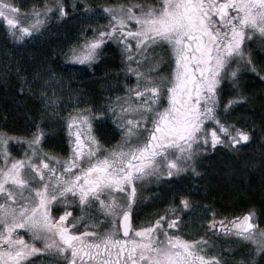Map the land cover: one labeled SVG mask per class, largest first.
I'll return each mask as SVG.
<instances>
[{
    "label": "snow or ice",
    "instance_id": "6c2138e0",
    "mask_svg": "<svg viewBox=\"0 0 264 264\" xmlns=\"http://www.w3.org/2000/svg\"><path fill=\"white\" fill-rule=\"evenodd\" d=\"M69 21L75 34L50 39ZM0 26L19 45L0 60V82L24 124L0 128V264H264V202L229 220L194 200L196 180L221 168L264 176V87L243 83L255 74L264 86V0H36L23 13L0 0ZM110 44L114 82L76 83ZM100 127L119 139L109 145ZM58 129L67 155L55 151ZM153 182L173 195L136 224ZM189 227L203 233L185 238Z\"/></svg>",
    "mask_w": 264,
    "mask_h": 264
},
{
    "label": "rangeland",
    "instance_id": "374dc122",
    "mask_svg": "<svg viewBox=\"0 0 264 264\" xmlns=\"http://www.w3.org/2000/svg\"><path fill=\"white\" fill-rule=\"evenodd\" d=\"M16 2L21 5V12L23 13L25 10L30 9L31 6L33 5L34 2H36V0H16ZM40 2H44V0H40ZM48 3H51L52 0H47ZM91 2L93 4H102L107 2V0H91ZM57 21L55 20V18H53V20L51 21V24L53 25L51 31L53 33L57 32ZM77 22L75 21H69L68 24L64 25L63 27L59 28V35L58 36H52L50 37V39L52 40H57L58 38H63V36L60 35H64V34H75L76 32V27L74 25H76ZM9 41L10 38L7 37L6 32L4 30V28L2 26H0V60H2L3 55L6 52H10V46H9ZM12 42V41H11ZM38 43V41H30L29 44H36ZM5 44V47H4ZM18 46V45H17ZM104 62L100 63L98 65V69L96 71L95 76H83L80 79H78L76 81V83H83L84 86H86L88 89H92L95 90L96 92H100L101 91V84L100 82L104 79H108L109 81H113V78L116 76V72H115V66L119 64L120 62V51L119 49L115 46V44H110L108 48L105 49V54L103 57ZM105 68L108 69H112L110 75L106 78L103 75V71ZM123 73H120V78L121 80H123ZM247 79H251L250 74L246 76ZM257 78V77H256ZM257 81H259V79H256ZM114 82V81H113ZM129 84H133L135 83V78L133 77L132 79H130L128 81ZM259 84V85H258ZM261 83L257 82L256 86L253 88L256 93H259L262 89ZM121 94L120 92H114L113 95H119ZM226 95H227V91H226ZM65 99L67 100V97H65ZM96 100H99V96L96 97ZM74 102H69L67 105H62V111H61V116H63L67 111L71 110V104ZM238 114H239V110H238ZM110 123V122H109ZM98 135H100L104 141H106L107 143H112L114 144L115 141L117 139H119V131H108L105 130L104 127H100L98 129ZM64 133L61 129H58V137L55 141L57 147L55 148V151L60 152L61 155H67L68 152V144L67 141L64 140L63 144H62V149H61V141L59 140V136H63ZM16 143L14 142L13 145H15ZM52 147V143L49 142L45 145L46 150L48 148ZM254 147V145L252 146ZM24 151V149H22L19 153L22 154ZM243 155L245 158H247L248 156L252 155L251 152V147L247 148V149H243L242 150ZM225 157H221L219 156V154L217 155H213L211 157V159L213 161L216 162V165L219 167L220 166V162L221 160H223ZM258 171H251L249 170L248 172H243V173H238L235 175H228L227 174V170L221 168L219 171H215L211 174L210 179L205 178V179H199L196 180V184H197V189L201 192V195L204 196V194H206L205 192H209V187H212L213 185H216L218 188H222L224 192H228L231 193L232 195H241L242 193H244L243 190H248L249 189V184H250V177H255V179H257L258 175H257ZM193 183L192 179H185L184 181H181L180 184L181 185H185V186H191ZM258 184V181H254L253 184L256 185ZM153 184L157 187V185L155 184V182H153ZM156 189V188H155ZM198 200H201V198L199 196H197ZM262 222H264V218H262ZM200 230V233H202L203 231ZM187 231H189L187 229Z\"/></svg>",
    "mask_w": 264,
    "mask_h": 264
},
{
    "label": "trees",
    "instance_id": "16d2710c",
    "mask_svg": "<svg viewBox=\"0 0 264 264\" xmlns=\"http://www.w3.org/2000/svg\"><path fill=\"white\" fill-rule=\"evenodd\" d=\"M60 35V36H65ZM61 39V38H58ZM57 39V40H58ZM10 50L12 51L14 47H19V45L13 44V42L9 41ZM5 47V44H4ZM249 75V74H248ZM251 79H247L245 77L243 83L246 86L247 90L253 93L256 91L253 89L256 86L257 81L255 74H250ZM12 85H16L15 78H12ZM259 85V84H258ZM262 86V85H261ZM259 102H257V105ZM31 105V101H29V106ZM255 114L257 117L260 115V109L257 106L255 108ZM5 116H7V121L5 122ZM0 128H6L11 130L14 133H19L24 130V124L20 118V114L17 112L15 104L11 98V91L6 92L2 82H0ZM24 149L23 146L20 144H15L11 147V151L13 155H19L20 151ZM259 174V175H258ZM258 177H250V184L248 190H243L244 193L241 195L235 194L232 195L231 193H226L220 187L218 188L216 185L209 187V195L210 197L213 196V199L217 202L218 210L221 212H229L232 211L235 213H240L241 211H245L253 204L257 209H260L261 203L264 202V176L258 171ZM258 181V184L254 185V181Z\"/></svg>",
    "mask_w": 264,
    "mask_h": 264
},
{
    "label": "flooded vegetation",
    "instance_id": "af4514ba",
    "mask_svg": "<svg viewBox=\"0 0 264 264\" xmlns=\"http://www.w3.org/2000/svg\"><path fill=\"white\" fill-rule=\"evenodd\" d=\"M108 144L112 145V143L110 142ZM174 190H175L174 188H171L165 184H161L159 189L153 183L146 185V189L143 194L145 197H148V199H144L140 202V206L136 212L135 223L140 224L142 221H144L147 218L149 214L153 213L154 211H163L166 204L171 199ZM195 191H196V195L194 196V200L198 201L199 204L201 205H206V204L212 205L218 212H220L217 207V202L213 199V196L210 197L208 192H205L206 194H204L203 196L201 195V192L199 190H195ZM157 194L160 196V199L152 200L151 195H157ZM197 196H199L201 200H198ZM62 210L63 209H61V211ZM242 212L244 211H241L240 213L237 214L233 212V209H232V211H229L227 213L223 211H221L220 213H222L223 215H226L228 219L230 220L232 216H238ZM197 213L203 214L201 209H197ZM77 214H78V210H77ZM199 223H200L199 220L194 221L195 225H198ZM187 229L189 231H187ZM187 229L184 230L183 234L185 235V238H188V239H195L200 234L203 233V232L200 233V230H199L200 228L198 227H189ZM201 231H203V229H201Z\"/></svg>",
    "mask_w": 264,
    "mask_h": 264
}]
</instances>
